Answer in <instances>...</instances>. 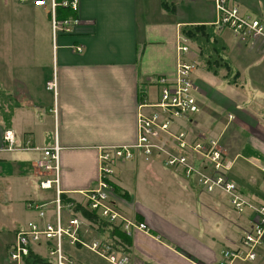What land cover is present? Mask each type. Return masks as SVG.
I'll use <instances>...</instances> for the list:
<instances>
[{
    "label": "crops",
    "instance_id": "obj_1",
    "mask_svg": "<svg viewBox=\"0 0 264 264\" xmlns=\"http://www.w3.org/2000/svg\"><path fill=\"white\" fill-rule=\"evenodd\" d=\"M34 1L0 0V234H4L0 235V264H14L8 254L15 234L28 222L39 221L28 202L45 203L54 197L52 192V196L39 198L33 184L38 185L35 162L42 153L24 149L26 143L34 149L57 145L63 196L81 200L83 191L97 185L99 151L134 145L138 103L155 101V78H174L178 38L190 47L181 28L210 26L216 20L210 0H78L76 11L61 5L69 0H55L57 21L78 22L69 32L57 31L53 36L48 4L36 6ZM231 1L242 12L264 21V0ZM63 9L71 12L67 18H62ZM223 31L216 30V34L227 47L230 63L235 58L239 74L241 62L248 60L244 67L249 72L263 65L264 47L259 42L241 40L229 31L238 39L234 45L231 34L224 37ZM248 44L250 49L240 50ZM203 70L207 78L218 81ZM211 80L205 84H213ZM250 83L255 88L253 99L249 97L250 108L258 118L253 113L248 117L242 125L247 132L235 134L232 147L235 155L252 149V165L262 171L264 80L255 72ZM197 87L195 92L201 90ZM203 108L216 115L210 107ZM199 114L187 121L189 128L185 129L197 131L203 121ZM5 130L14 134V151L2 148ZM132 152L131 159L116 163L111 182L126 194L113 191L118 212L128 220L142 221L149 229L129 236L130 245L125 247L133 261L217 264L222 251L239 247L243 233L252 227L249 210L236 212L222 193L201 192L192 179L167 169L157 156L145 161L140 151ZM236 185L244 199L255 203L264 199V177H250L246 184ZM163 199L186 201L185 207L172 204L165 208L170 203ZM51 207L46 206L48 216ZM85 221L86 233L88 224L93 225ZM67 247L65 251L77 264H108L84 256L78 247ZM32 252L35 264L52 263L43 245L33 246ZM231 264H264V237L253 260L238 259Z\"/></svg>",
    "mask_w": 264,
    "mask_h": 264
},
{
    "label": "built area",
    "instance_id": "obj_2",
    "mask_svg": "<svg viewBox=\"0 0 264 264\" xmlns=\"http://www.w3.org/2000/svg\"><path fill=\"white\" fill-rule=\"evenodd\" d=\"M27 1V0H20ZM215 9L217 30H228L241 40L264 44V21L260 17L243 14L231 0H210ZM48 4L51 14L53 36L57 31L69 32L78 20L57 21L55 9L59 5L55 0H35L34 5ZM78 0L64 1L61 5L77 10ZM176 69L173 79L155 78L158 92L154 102L141 100L136 111V141L132 146L105 147L98 155V178L94 189L83 191L81 200L63 202L64 192L60 189L58 147L42 149L31 148L27 142L24 149L40 150L41 158L35 166L38 170V186L43 190H53L52 201L45 203H28L35 210L39 222H28L15 234V242L9 252V260L14 264H25L24 259L32 252L35 245H43L52 264H74L66 255L64 247L82 246L96 253L108 254L111 264H130L128 256H119L108 252L102 241L86 242L82 233L85 227L83 217L75 208L97 215L109 225L131 234L134 230L148 233V226L143 222H133L124 218L116 210L111 177L116 163L132 158L133 150H138L145 158L161 157L164 165L180 168L182 174L196 180L204 190L211 192L220 189L231 197V204L237 212L249 210L252 213V227L243 233L239 247L235 250L221 252L217 264H231L234 260L251 261L255 258V248L264 237V199L255 203L238 195L237 185L229 179L227 172L233 160L224 152L225 147L218 141L195 135L191 139L186 130H174L177 121H189L201 110L193 96L195 84L191 79L195 64L187 56L190 53L188 42L182 37L177 41ZM2 148L5 151L16 150L15 137L11 130L2 135ZM223 148H222V147ZM226 149V148H225ZM264 172V167L262 168ZM51 205L50 218L47 215ZM82 217V218H81ZM135 264V263H131Z\"/></svg>",
    "mask_w": 264,
    "mask_h": 264
},
{
    "label": "rangeland",
    "instance_id": "obj_3",
    "mask_svg": "<svg viewBox=\"0 0 264 264\" xmlns=\"http://www.w3.org/2000/svg\"><path fill=\"white\" fill-rule=\"evenodd\" d=\"M203 1L205 3L207 2V0H203ZM239 11L243 14L248 15V13L242 12L241 9H239ZM249 14H251V13H249ZM223 32L225 34V35H223L224 37L228 36L227 34H231L228 30H224ZM230 36H232L230 38L231 43L235 45L237 43L238 39L232 34ZM248 42H250V41L248 40ZM250 47L251 46L248 44L247 46L240 48V50H248V49H250ZM257 47H258V45H257ZM261 47L263 48L264 44H261ZM190 49H191V51H190L189 55L187 56V58L189 60H192L194 62V64H196L195 69L192 72L191 79H192L193 83L195 84V86L196 87L198 86L201 89L200 91L198 90L196 92H193V96L195 97V99H198L201 102V105H199V106L202 109V110H200V114L202 113L201 116H202L203 121L200 125H198L196 132L192 131V130L185 129L186 127L189 128V126H188L189 124L187 121L184 122L182 124V126H180V127L178 126L179 121H177L175 127L177 129L180 128L179 130H186L187 132H189L191 139H194L195 135L197 134L201 137L204 136L208 140L209 139H212L215 141L217 140L220 145L225 147L226 149L221 146L224 149V152H226V154L229 156V158L233 160V165L231 166L230 170L227 172V175H228L230 180H232V181L234 180L233 182L235 184H237V183L246 184L250 177H253L254 179L258 178L259 180H262L264 177V172L260 171L259 168H254L252 165L255 162V159H254L255 157H253L254 156L253 150L250 148H249V150L246 149L245 151L239 150L238 155H235V152H234L235 150L233 149L232 144H234V142H236V135L235 134H237V133L241 134L242 132H245V133L247 132V128L242 127V125L243 124L246 125L248 123V117L252 116L253 111L250 108V106H251L250 105V98L253 99L254 90H255L254 86L250 83V78L256 72V74H258L259 78L261 80H264V67H263L264 62L261 63L263 65H261L259 67L260 69L257 66L256 71L254 70L252 72H249L248 69H245V67H247V63H248L247 61L248 60L241 62V64L239 65L241 68V73L240 74L238 73V77L234 80V82H232L233 84L231 82H229L230 81L229 77L222 78V77H225L226 71L221 70L220 73L218 74L219 77L213 75L218 80L217 82H215V81L211 80L210 78L206 77L205 71L203 70V68H204L203 63L199 59L198 50H197L196 46L194 44H192L191 42H190ZM231 63H232L231 66L233 68L236 67L235 66V64H236L235 58L231 59ZM244 65H245V67H244ZM202 76L206 77V80ZM240 77H242V78H240ZM243 78H245L244 82H243ZM210 80L212 81L213 84H210V83L205 84V81H210ZM203 106H208L211 109H213L214 111H216V115L212 116L211 113H209L206 110V108H203ZM262 106L264 108V104ZM228 115H230V118ZM253 116H256V114L253 113ZM256 117L258 118V116H256ZM243 122H245V123H243ZM257 126L258 125H256V128H257ZM244 148H246V147L243 146V149ZM142 157L145 161H150L153 158V157L152 158H145L143 155H142ZM156 159H158L164 165V161L162 160L161 157H156ZM165 167L167 169H171V170L178 171V172L181 170L180 168H173V167H168V166H165ZM193 182L196 184V186L200 189L201 192L213 193V192L218 191L219 193H222L227 198V202H228L229 206L231 207V209L236 211L234 206L231 204V197L228 194L221 191L220 189H214L211 192H208V191L204 190V188L200 184H198L196 182V180H193ZM33 185H34V187H36L39 198H43L44 196H46V197L52 196L53 190L39 189L37 183H36V186H35V184H33ZM34 187H33V189H34ZM236 187H237L238 195H241V193L239 192L238 186H236ZM130 190H133V188ZM133 195L135 196V191L133 192ZM161 197H165V196L162 195ZM66 199H67V201L70 200L68 198H66ZM67 201L63 200V202H67ZM162 202L170 203V204H165V208H167L168 205H172V204H177L178 208H184L185 207L184 205L186 203V201H181V200L175 201L174 199H172L170 202L167 201L166 199H163ZM28 203H34V202L29 201ZM28 208H30V207H28ZM32 210L35 211L34 209H32ZM74 210L78 215L82 216V214H81L82 210L80 208L77 207ZM116 210H117V208H116ZM120 215H121V213H120ZM48 217L50 218V215ZM82 219L84 220V222H86L85 221L86 219L84 217ZM39 221H36V222H39ZM130 221L142 222V221H138V220H130ZM86 227L87 226H85V228ZM88 227L89 228L87 229L86 233L85 232L82 233L83 238L85 239L86 242H90V241L92 242L94 240L95 241L96 240L102 241L103 245L107 246V248L109 249L108 252L114 251V253L119 255V256H128L127 252H123V250H122L123 246L122 245H120V246L116 245L117 239H114V240L104 239L103 236H101L97 232V230L94 228V226H91L88 224ZM133 232H137V231L134 230ZM131 234H129V236ZM0 235L3 236L4 234H0ZM35 246H41V245H35ZM67 246H70V245H65L66 248H68ZM65 247H64V250H65ZM70 247H74V246H70ZM77 247L80 249V251H83V252H81V254H83L84 256L90 255L92 258L98 257L99 259H102V260L108 262V264H111L107 260L108 254L96 253V252L90 250L89 248L82 247V246H77ZM65 255L74 264H77L76 261L72 258L73 257L72 255H69L66 251H65ZM128 259L131 263L140 264L139 262L133 261L129 256H128Z\"/></svg>",
    "mask_w": 264,
    "mask_h": 264
},
{
    "label": "trees",
    "instance_id": "obj_4",
    "mask_svg": "<svg viewBox=\"0 0 264 264\" xmlns=\"http://www.w3.org/2000/svg\"><path fill=\"white\" fill-rule=\"evenodd\" d=\"M66 12L62 16V18H67L70 15L69 9H63ZM68 11L70 13H68ZM216 27L214 25L206 26V25H192L182 27L180 32L183 37H185L189 42L194 44L198 50L199 59L203 63L204 69L213 75H218L221 70H225V77L222 78H230L229 82H234V80L238 77V72L231 66L230 61L225 55L227 47L224 41L216 34ZM233 84V83H232ZM113 186V185H112ZM113 189L120 196H126L124 192H121L119 189L113 186ZM63 200L67 201V199L63 196ZM82 216L88 220L97 232L103 236L104 239H117L116 245L123 246V252L126 251L125 246L130 245V237L121 232L118 228L113 227L100 219L97 215L90 213L88 211L82 210ZM25 264H35L36 256L33 253H30L27 258L24 259Z\"/></svg>",
    "mask_w": 264,
    "mask_h": 264
}]
</instances>
